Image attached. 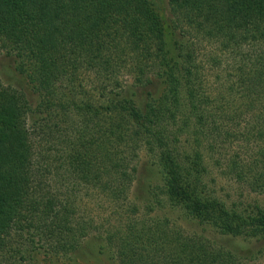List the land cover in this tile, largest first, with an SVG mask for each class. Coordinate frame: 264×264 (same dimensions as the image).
I'll use <instances>...</instances> for the list:
<instances>
[{
    "label": "trees",
    "instance_id": "16d2710c",
    "mask_svg": "<svg viewBox=\"0 0 264 264\" xmlns=\"http://www.w3.org/2000/svg\"><path fill=\"white\" fill-rule=\"evenodd\" d=\"M166 20L171 55L147 0H0V51L37 95L0 83V264H34L40 252L77 264L93 226L77 215L79 187L125 193L137 163L119 151L138 147L161 172L155 202L202 229L132 220L99 254L247 264L262 252L229 246L264 238V208L208 195L200 138L246 145L252 158L235 174L264 194V0H168ZM212 76L215 93L204 91Z\"/></svg>",
    "mask_w": 264,
    "mask_h": 264
},
{
    "label": "rangeland",
    "instance_id": "374dc122",
    "mask_svg": "<svg viewBox=\"0 0 264 264\" xmlns=\"http://www.w3.org/2000/svg\"><path fill=\"white\" fill-rule=\"evenodd\" d=\"M147 1L159 17L165 47L168 54L171 55L174 53V48L166 20L168 0ZM125 80L129 82L130 78H125ZM220 80L217 81L212 76L210 83L208 82L204 87V91H214L215 93L217 88H221ZM0 83L2 86L22 89L30 93L25 74L16 69L14 58L4 51H0ZM83 93L82 91L79 92L80 95H83ZM30 95L31 99L36 100V94L30 93ZM71 104L64 103L65 106ZM200 139V150L202 151L203 165L206 169L202 180L206 184L205 190L208 189L211 193L208 195L218 198L227 206L237 205V207H241L240 203L246 202L250 203V206L264 208V194H257L256 191L251 190L243 182H239L235 174L239 166V163L236 162H247L252 158L253 152H249V149L245 148L246 145L243 146L241 142L234 143L231 147H227V143L216 142L211 148H206V140L204 138ZM136 152L138 153L136 154L137 157L134 154H129L126 149L119 151L121 156L131 161L130 164L137 163V173L133 183L129 187L125 185L126 191L120 194L119 197H111L110 194H103L89 186L79 187L75 199L77 215L84 220H92L93 226H91V234L86 240L85 250L76 258L77 264H116L117 259L115 257L110 259V252L103 251L104 254H99L97 249L100 244H106L105 240H108V235L111 237L112 234L118 233V230L119 233L124 231L132 220L138 222L144 219L151 223L154 219L161 218V221L166 218L168 229H180L182 235L194 230V228L195 230L202 229V226L197 225L193 220H183L175 207L167 206L169 204L162 206L155 202V197L159 194L161 186L159 166L139 147ZM204 233L208 234L209 237H215L208 230H205ZM229 246L240 250L244 248L256 250L262 248V252L257 254L256 258L247 261V264H264V238L238 236L230 238ZM34 264H73V262L63 261L55 257H45L40 252Z\"/></svg>",
    "mask_w": 264,
    "mask_h": 264
}]
</instances>
